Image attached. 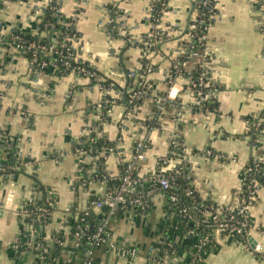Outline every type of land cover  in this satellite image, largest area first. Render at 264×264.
<instances>
[{
	"label": "crops",
	"instance_id": "crops-1",
	"mask_svg": "<svg viewBox=\"0 0 264 264\" xmlns=\"http://www.w3.org/2000/svg\"><path fill=\"white\" fill-rule=\"evenodd\" d=\"M48 1L7 0L0 11L3 24L0 30V128L17 143L25 158L37 164H27L11 180L0 178V264H38L36 257L19 253L13 247L23 229L15 209L30 196L37 202L45 199V188L54 191L55 199L42 231L48 236L61 234L66 244L59 257L49 255L39 264L50 261L67 264L73 251L69 242L71 221L83 214L93 196L106 188L97 178L88 180L94 164L87 166L91 160L74 153V143L84 128L100 125L101 137L112 143L114 149L102 157V172L117 178L121 163L132 161L135 142L146 132L137 127V122L145 120L150 107L155 112L153 98L167 90L164 73L170 68L171 52L182 41L170 33V39L151 55L153 71L148 76L150 94L146 105L138 110L136 118L125 122V130L121 131L126 113L123 103L112 106L110 114L103 117V111L95 107L101 94L89 79L73 72L58 76L53 66L34 70L11 42L10 35L14 31L35 32L32 10ZM149 1L57 0V3L60 13L73 20V28L78 33L73 46L78 57L93 66L100 76L123 87L125 73L139 66L140 50L135 44H124L119 36H108L103 23L115 19V12L119 11L125 30L138 38L148 30L144 17ZM194 1L168 0L161 27L168 32L174 26L184 29L195 14ZM210 1L215 6V17L207 31V45L213 53L209 71L218 88L216 102L206 113L188 108L191 94L185 89V80H181L180 91L173 97L182 105L181 116L176 115L170 101L165 104L159 114L158 128L147 132L149 147L144 160L138 162L137 175L146 185L148 178L159 171L162 158L168 154V135L175 133L190 151L185 159L168 157L165 170L171 172L186 167L190 186L200 199L232 206L237 203L243 187L242 171L246 163L259 156L264 166V141L260 148H254L246 124L248 118L264 110V0ZM184 67L192 70L189 62ZM0 148L4 153L5 148L2 145ZM206 149L217 156L207 157ZM81 163L85 164L81 173L84 178L77 179ZM35 184L43 188L34 189ZM10 190L14 191V196L11 207L7 208ZM68 208L70 210L66 211ZM93 214L97 218L100 211L95 210ZM174 214L167 207L163 191L156 192L147 217L133 212L118 213L107 226L109 240L136 248L137 257H121L104 246L94 251L93 264H158L153 261L154 253L166 241L173 245L177 256L186 257L190 249L187 243L194 239L189 232L191 226L181 224ZM250 218L255 226L264 227V187L252 203ZM255 235L264 247V237ZM202 258L201 264H264V251L246 250L231 237L216 233L214 250L205 251Z\"/></svg>",
	"mask_w": 264,
	"mask_h": 264
},
{
	"label": "built area",
	"instance_id": "built-area-1",
	"mask_svg": "<svg viewBox=\"0 0 264 264\" xmlns=\"http://www.w3.org/2000/svg\"><path fill=\"white\" fill-rule=\"evenodd\" d=\"M7 0H0V11L4 7ZM22 2V0H18ZM52 11V14L58 16L60 14L57 0H49L43 6L34 7L32 16L35 20V32L37 33V24L40 22V16L45 11ZM168 11V0H150L145 11V20L148 30L145 34L138 38L125 30L121 20L122 14L119 11L115 12V19L106 20L103 25L105 32L108 36L116 35L122 38L124 44H135L140 50L139 66L136 69L129 70L125 73L126 78L131 79L129 86L116 88L113 83L108 85L105 82L109 79L100 76L97 71L89 63L84 64L85 61L80 59L75 53L73 42L78 39V36L69 35L67 32H55L53 37L48 40L47 32L42 31L38 35V40H26L15 35L13 32L10 35V40L17 48V50L24 56L30 54L28 59L29 64L34 70H42L48 66L55 67L56 70L64 72H73L79 76L85 77L95 85L100 94L101 99L96 104V109L103 111V117L110 114L112 106L115 104L123 103L125 106V115L122 119L121 131L125 130V122L131 118H136L138 110L143 105H146L147 98L149 97L150 85L148 83V76L152 73L153 67L151 63V55L157 52L161 43L170 39V33L182 39L180 45L173 49L170 54V68L164 73L167 90L163 95L153 98L155 101V112L150 107V111L145 116V120L137 122V127L144 129L146 132L135 142L133 147V159L125 164L123 171L117 178H111L107 174L100 180L105 183L106 180H118V183L105 188V190L98 196H93L89 201L88 209L82 214L83 217L94 215L95 210H99L100 214L97 216L95 225L90 227V224L82 225L84 222L81 220H72V232L69 237L70 246L79 248L85 240L86 247L82 250V264H93L94 251L98 248L108 246L115 252L119 253L121 257L136 258L137 250L134 247L128 246L125 242L111 243L107 234V226L110 220L118 213L133 212L147 217L153 197L156 192H168L177 184L174 182L171 172H167L165 167L167 165L168 156L179 157L185 159L190 148L183 142L178 134L172 133L168 135V154L162 158L161 167L159 171L150 176L146 185L144 180L140 179L138 173V162L143 161L145 152L149 147V135L147 132L152 129L158 128L159 114L162 112L165 104L170 101L174 106L176 115L181 116L182 105L175 99V95L180 91V81L185 80L186 88L191 94V102L188 108L198 110L201 113L210 112L214 106L217 96L218 88L215 80L210 76L209 63L213 56L211 48L207 45V31L215 17V6L210 0H195L194 12L195 14L189 19L187 26L184 29L180 27L169 28V32L161 27V22L164 15ZM63 15V14H62ZM58 22H62L59 20ZM71 23H67V26ZM3 27L0 21V30ZM259 28L262 29V23H259ZM184 36V37H182ZM46 56H53L54 59L46 60ZM59 62L63 70L59 69L56 62ZM192 64V70L185 69L186 63ZM65 72L63 75L67 74ZM62 75V76H63ZM173 98V99H171ZM264 112V110H263ZM262 116V117H260ZM264 121V113L255 114L246 120L247 130L253 129L254 134L257 136L256 142L253 147L260 148V143L264 141V127L260 128V122ZM129 122V121H128ZM147 123V124H146ZM100 125L93 127H86L82 135L74 143V153L82 156L84 159L97 160L103 157L106 152L109 154L113 152V147H103L99 152L94 149L92 143L101 137ZM93 133V136L91 134ZM12 140L6 133L5 129L0 128V144L3 148L9 149ZM87 144V148L83 147ZM1 149V148H0ZM207 157H216L217 155L209 149L205 150ZM23 154L17 151V160L19 165L14 167L3 166L0 164V178L2 180H11L14 174L6 173L7 170H19L28 164L36 166V162H32L29 158L27 161ZM81 163L78 172V178H84L83 166ZM97 164L94 163L92 173L89 178L93 177L96 173ZM178 172V170H176ZM243 174V187L238 196V201L232 206L218 205L209 200H202L199 202L203 206L200 212L204 218L200 222L189 221V232L193 235L192 245L188 250L186 257L177 256L174 251L173 245L170 242H164V246L159 247L157 253L153 257V261L158 264H201L202 255L205 252L206 245L212 242L211 236L205 233L200 235V230L211 229L214 234H221L231 237L236 243L243 246L246 250L258 251L252 249L248 242V237L252 236L255 240V234L264 237V227L255 226L250 218V210L252 203L256 199L259 191L264 186L260 183L259 179L264 182V166L262 159L259 156L252 157L246 163L242 171ZM95 178V177H94ZM84 185V184H82ZM36 189L35 185L33 186ZM32 190V189H31ZM45 193V201L48 206L36 205V199L32 196L20 202L15 209L16 216L19 222L23 224V229L19 232L14 240L13 247L19 253H28L36 257V263L39 264L44 258L52 255V245L59 244L65 245V242H60L57 237L46 235L43 233L42 228L49 221L50 211L54 206V191L48 188L43 189ZM33 191V190H32ZM244 191V192H243ZM186 196L194 199L192 190L188 187L182 191ZM172 205L176 206L175 212L179 217L192 218L190 210L197 209L196 205L190 207L179 205L178 194L170 193L167 198ZM106 206L107 209H103ZM68 208L66 211H69ZM93 217H96L94 215ZM74 222V223H73ZM188 224V223H187ZM44 235V236H42ZM199 235V237H197ZM64 237V236H63ZM261 244L256 240V247ZM70 259V258H69ZM70 262V261H69ZM46 264H50L46 262Z\"/></svg>",
	"mask_w": 264,
	"mask_h": 264
},
{
	"label": "trees",
	"instance_id": "trees-1",
	"mask_svg": "<svg viewBox=\"0 0 264 264\" xmlns=\"http://www.w3.org/2000/svg\"><path fill=\"white\" fill-rule=\"evenodd\" d=\"M40 22L37 24V33L39 34L42 31H46L47 32V36H48V40H50L51 37H53V34L55 32H60V35H62L61 32H67L69 35H75L78 36V33L75 32V29L73 28V20L72 18H68L65 17L64 15H62L61 13L58 16H55L52 14V11H45L44 14L42 16H40ZM59 20H61L62 22H58ZM67 23H71V25L67 26ZM15 35H19L20 37H22L23 39L26 40H33L36 41L38 40V34H32L31 32H20V31H14L13 32ZM27 58L30 59V54H26ZM46 60H52L54 59L53 56H46L45 57ZM57 66L59 69L63 70V67L60 65V63L57 61L56 62ZM84 64H87V62H85ZM69 70H65L64 72H60L58 70H56V74L58 76H62L65 72H68ZM109 83H112L111 80H107L105 82L106 85H108ZM131 83V79L130 78H126V85L129 86ZM113 86H115L116 88H119L115 83H113ZM264 112H261V115ZM262 117V116H260ZM147 124V123H146ZM260 128L264 127V121L262 120V122H260ZM91 136H93V133L91 134ZM248 136L250 138V141L254 144L256 142L257 136L254 134L253 129L248 131ZM2 144H0L1 146ZM91 145H93L94 149H96L98 152L103 148V147H111L113 144L110 143L109 141H107L106 139L100 137L98 138L94 143H92ZM83 147L86 149L87 148V144H84ZM17 151H18V147H17V143L15 141L11 142V147L8 149H5V152L2 153L0 152V164L3 166H9V167H14L16 165H19V161L17 160ZM170 157V156H168ZM25 161H27V158L24 159ZM96 163L97 167H96V173L94 174L93 177L97 178L98 180H101L103 178V176L105 175L102 172L103 169V158L100 157L97 160H92L90 161V163L86 164L87 166H91ZM125 164H121L120 168L123 171ZM20 171H22V168H20L19 170H7L6 173H11V174H17ZM0 174H3V172H0ZM171 175H173L174 178V182L177 184L176 186H174L170 191H168L166 193V198H168L170 196V193H174V194H178L179 196V205H184L187 207H190L192 205H196L197 209L195 210H190V214L192 218H188L187 217H179L176 212V206L172 205V203L170 202V200L167 199V207H169V209L174 212V216L175 218H177L181 224L183 225H187V223L189 224V221H194L196 222H200L204 216L203 214L200 212V210H203V206L199 205V202H201L200 197L198 196V194L196 193V191L190 186V180L187 178L188 176V171L187 168L182 167L180 169H178V172L173 171L172 173H170ZM260 183L264 186V182L263 179H259ZM87 182V181H86ZM118 183V180H110L107 179L106 180V186H112V185H116ZM35 187L37 189H41L43 188L42 186L35 184ZM190 188L194 194V199L191 198L190 196H186L182 191L185 188ZM244 192V191H243ZM36 205L39 206H48L47 202L42 199L38 202H36ZM73 216L71 217L72 220ZM83 218L84 222H82V225L85 224H90L92 226L95 225V222L97 220L96 217H93L92 215H88L83 217L82 214H79L78 219L77 220H81ZM74 223V222H73ZM205 233L210 234L212 242L208 245L205 246L204 251H212L214 250V233H212L211 229H204L203 232L200 230V235H204ZM44 236V235H42ZM52 236L57 237L60 242H65L66 238L63 237L61 234H56L54 233ZM197 237H199V235H197ZM193 239V238H192ZM83 244L79 247V248H73L71 256H70V262L68 261L67 264H82L83 263V259H82V250L84 249V247H86L87 244H85V240L83 239ZM188 247L192 245V241H190L189 243H187ZM186 245V246H187ZM63 249V245H59V244H53L52 245V255L54 257H59V255L61 254ZM50 264H56V263H51V261L49 262Z\"/></svg>",
	"mask_w": 264,
	"mask_h": 264
},
{
	"label": "water",
	"instance_id": "water-1",
	"mask_svg": "<svg viewBox=\"0 0 264 264\" xmlns=\"http://www.w3.org/2000/svg\"><path fill=\"white\" fill-rule=\"evenodd\" d=\"M106 154L108 155L109 153L106 152ZM13 196H14V191L10 190L9 193H8L7 202H6V207L7 208L11 207ZM103 209H107V207L104 206ZM248 242H249L250 247L252 249L254 248V249L259 250V251H264V247H261V246L256 247V240L252 236L248 237Z\"/></svg>",
	"mask_w": 264,
	"mask_h": 264
}]
</instances>
